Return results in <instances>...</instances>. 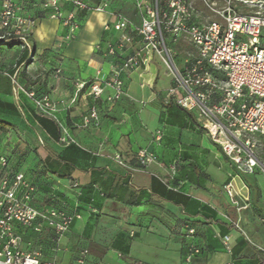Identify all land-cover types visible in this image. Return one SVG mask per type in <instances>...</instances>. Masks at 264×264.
<instances>
[{"label": "crops", "instance_id": "1", "mask_svg": "<svg viewBox=\"0 0 264 264\" xmlns=\"http://www.w3.org/2000/svg\"><path fill=\"white\" fill-rule=\"evenodd\" d=\"M17 3L28 15L41 10V0ZM111 12H121L135 24L141 22L136 0H111L108 12L79 14L76 39L62 45V24L42 17L31 36L34 59L39 62L29 69L34 72L42 64L57 80L50 78L48 91L28 90L69 102L78 82L107 77L110 65L118 62L106 55L107 47L121 36L113 29L116 19ZM161 70L154 57L148 67L123 74L131 98H123L114 107L106 102L113 89L107 88L95 100L87 96V86L71 109L60 112L74 145H59L62 134L57 124L58 139L36 118L49 146L38 152L40 156L33 153L32 162H22L24 170L11 161L0 137V153L8 157L11 170L25 173L37 186L38 205L53 204L81 215L63 235L49 228L41 234L26 231L25 250L57 264H79L84 252L85 264H184L187 248L195 245L201 254L192 264H264V226L259 221L264 211L256 209L264 208V188L244 176L250 206L240 213L235 210L224 191L233 167L199 129L192 113L165 100L172 79L167 74L170 80L164 83ZM21 102L23 109L26 102L32 103L24 94ZM0 103L11 104L17 108L14 113L19 112L12 101L0 99ZM94 105L99 110L98 123L85 127L83 116ZM158 130L163 132L159 142ZM206 137L212 145H203ZM141 150L153 154L155 160L142 165L138 160ZM48 160L55 161L53 169L60 173L49 170ZM238 185L242 186L241 181ZM225 205L233 209L235 220L224 216ZM190 228L195 229L194 235H188ZM225 238L230 251L223 243Z\"/></svg>", "mask_w": 264, "mask_h": 264}, {"label": "built area", "instance_id": "2", "mask_svg": "<svg viewBox=\"0 0 264 264\" xmlns=\"http://www.w3.org/2000/svg\"><path fill=\"white\" fill-rule=\"evenodd\" d=\"M110 1L95 4L87 0H41L40 6L45 16L58 20L64 27V45L76 39L79 14L108 12ZM200 1L218 19L196 22L194 0H136L140 24L121 12H111L116 19L113 29L121 36L107 47L106 55L118 60L110 65L107 77L78 82L69 102L38 95L13 78V97L15 105L22 110L21 94H24L41 118L57 124L62 132L60 140L72 139L60 112L69 110L87 86V96L95 100L102 98L107 88L113 89L106 102L114 107L123 98H131L125 91L122 75L148 67L156 56L161 58L173 80L165 100L192 113L233 167L234 173L224 185V191L240 213L250 206L244 176L264 175V7L260 5L257 11L242 13L237 11L236 2L243 0ZM65 6L71 10L66 11ZM40 19L38 15L26 14L17 0H0V31L7 32L28 49ZM182 42L193 45L199 57L195 63L180 68L171 44ZM98 120L99 110L94 105L83 116V125L97 124ZM162 136V130H158L156 141ZM138 160L142 165H149L155 156L141 150ZM239 181L242 186L238 185ZM37 192L27 175L13 172L8 157L0 153V264H57L42 261L39 254L25 250L24 234L26 231L41 234L49 228L57 236L63 235L81 218L77 211L38 205ZM224 216L232 221L227 214ZM232 224L240 228L238 222ZM188 232L194 235L195 229L190 228ZM223 243L230 251L228 238ZM86 253L79 258V264H85ZM200 254L198 247L189 246L184 264H192Z\"/></svg>", "mask_w": 264, "mask_h": 264}, {"label": "rangeland", "instance_id": "3", "mask_svg": "<svg viewBox=\"0 0 264 264\" xmlns=\"http://www.w3.org/2000/svg\"><path fill=\"white\" fill-rule=\"evenodd\" d=\"M236 3L237 11L242 13L257 11L260 5L264 7V0H259L257 2H252V0H243V2ZM194 4L197 10L196 22L218 19L200 0H194ZM0 39L9 40L7 42L8 44L0 45V99L15 103V99L13 97V78L20 82V84L27 90L29 88H35L39 92L48 91V81H50V78L57 80V77L54 76L55 74L51 75L48 70L49 68L43 66L42 64H40L39 68L34 70V72H30L29 66L33 62H39V59H34L35 50L33 44L31 43V48L26 50L23 45H21L5 31H0ZM171 47L174 50V60L180 68L195 63L199 57L197 49L191 44L182 42L176 45L171 44ZM157 58L160 62V67L162 69L161 73L163 74L162 77L164 79L163 82L165 83L168 79L170 80V77L172 79V75L161 58ZM18 70H20L19 73H17ZM55 72L59 75L58 68L55 69ZM167 74L170 77H168ZM158 89H160L159 85ZM39 117V111L36 109L35 105L28 102H26V109L19 110L17 114L9 110L0 112V120H4V123H6V126L0 128V137L3 139L2 141L4 143L3 145L5 150L10 151L9 157L11 161L16 162L19 169H25L22 162L27 163L30 161V156H34L33 153L40 156L38 152H42L49 146V141L44 138L41 128L34 121ZM67 126L69 129V125ZM197 126L206 135L205 131L200 127L198 122ZM58 144L74 145V138L72 137V139L66 138V140H59ZM203 145L208 146L212 145V143L206 137L203 139ZM35 159L36 158H34L33 161H35ZM39 159V162L43 161L42 157ZM36 177L39 178L41 176L39 175ZM250 180L253 184L264 188V175L256 174L251 176ZM256 209L264 211L262 206H258ZM225 210L230 219L235 220L233 209L231 211V207L225 205ZM239 220L240 219H237V221ZM259 221L264 226V217H261Z\"/></svg>", "mask_w": 264, "mask_h": 264}, {"label": "trees", "instance_id": "4", "mask_svg": "<svg viewBox=\"0 0 264 264\" xmlns=\"http://www.w3.org/2000/svg\"><path fill=\"white\" fill-rule=\"evenodd\" d=\"M38 16H40L41 18L42 17H45V15L43 14V12L40 10L39 11V13L37 14ZM8 41H6V39H0V45L1 44H8L7 43ZM19 42V41H18ZM21 45H23L21 42H19ZM24 46V45H23ZM24 48L26 49V50H28V48L27 47H25L24 46ZM3 110V109H5V110H9V111H11V112H16L17 111V108L15 107V106H13V105H11V104H7V103H0V110ZM39 122L44 126V127H46V129L48 130V131H50V132H52V134H54V136L58 139L59 138V135H58V133L56 132V129H58V127L55 125V123L53 122V121H48V119H46V118H41V117H39ZM0 126L1 127H4V126H6V123H4V122H2V121H0ZM54 130H55V132H54ZM57 133V134H56ZM49 161V166H50V168H49V170L50 171H53L55 174H58V173H60V172H58V171H56L55 169H53V164H54V162L52 161V163H51V161L50 160H48ZM34 183V182H33ZM35 185V184H34ZM37 187V186H36Z\"/></svg>", "mask_w": 264, "mask_h": 264}]
</instances>
